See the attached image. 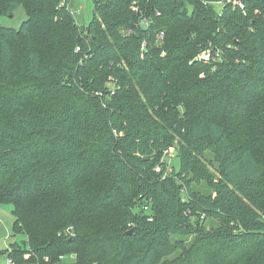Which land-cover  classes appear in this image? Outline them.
Masks as SVG:
<instances>
[{
  "label": "trees",
  "instance_id": "16d2710c",
  "mask_svg": "<svg viewBox=\"0 0 264 264\" xmlns=\"http://www.w3.org/2000/svg\"><path fill=\"white\" fill-rule=\"evenodd\" d=\"M241 1L95 0L81 27L0 0L25 15L0 21V205L25 236L0 254L264 264V0Z\"/></svg>",
  "mask_w": 264,
  "mask_h": 264
},
{
  "label": "rangeland",
  "instance_id": "374dc122",
  "mask_svg": "<svg viewBox=\"0 0 264 264\" xmlns=\"http://www.w3.org/2000/svg\"><path fill=\"white\" fill-rule=\"evenodd\" d=\"M67 5L75 11V22L81 27H86L93 18L95 0H67ZM218 8V6H216ZM25 19L22 8L16 9L11 16H0V21L6 26L17 28L21 22ZM204 55L202 51L198 56ZM207 160L211 162V169L215 172L216 164L213 161L212 155L209 152H205ZM168 166H172L174 169H179L180 159L174 150H170L165 156ZM194 188L202 191H208V186L202 181L195 185ZM12 204L5 203L0 205V251L8 247L10 243L17 241L18 243L25 240L23 234L14 235L13 224L14 215L12 213ZM147 211V210H146ZM5 256L0 254V264H4Z\"/></svg>",
  "mask_w": 264,
  "mask_h": 264
},
{
  "label": "built area",
  "instance_id": "2783aa9c",
  "mask_svg": "<svg viewBox=\"0 0 264 264\" xmlns=\"http://www.w3.org/2000/svg\"><path fill=\"white\" fill-rule=\"evenodd\" d=\"M225 1L231 3L232 6H235V7L236 6L237 7H242L243 6V3H242L241 0H225ZM222 2L223 1H217L216 4H219L220 5ZM67 4H68L67 3V0H60V2L58 4V7H65L67 9V11L69 12V14L74 18L75 11L71 7H69ZM143 22H144V20H143ZM158 37L160 39H162L163 32H159L158 33ZM198 57L199 58L208 59L209 54L206 53V52H204V55L198 56ZM143 209L144 210H147L148 209V206L147 205L143 206ZM69 231H70V228L67 229V232H69ZM44 259H45V261H48V258L47 257H45ZM58 261H59V264H76V255L74 253L61 254V255L58 256ZM4 264H15V263H14V261L11 258H5Z\"/></svg>",
  "mask_w": 264,
  "mask_h": 264
},
{
  "label": "water",
  "instance_id": "95a60500",
  "mask_svg": "<svg viewBox=\"0 0 264 264\" xmlns=\"http://www.w3.org/2000/svg\"><path fill=\"white\" fill-rule=\"evenodd\" d=\"M128 233H132V229L128 230Z\"/></svg>",
  "mask_w": 264,
  "mask_h": 264
},
{
  "label": "crops",
  "instance_id": "0c3cea01",
  "mask_svg": "<svg viewBox=\"0 0 264 264\" xmlns=\"http://www.w3.org/2000/svg\"><path fill=\"white\" fill-rule=\"evenodd\" d=\"M9 247V246H8ZM8 247H6V248H8ZM6 248H4V249H6Z\"/></svg>",
  "mask_w": 264,
  "mask_h": 264
}]
</instances>
